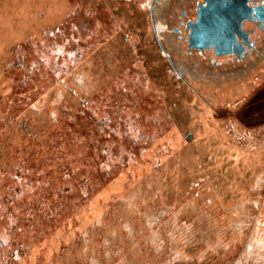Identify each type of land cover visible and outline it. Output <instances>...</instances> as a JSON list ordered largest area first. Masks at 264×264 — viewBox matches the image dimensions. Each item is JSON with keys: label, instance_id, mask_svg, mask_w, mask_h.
Here are the masks:
<instances>
[{"label": "rangeland", "instance_id": "1", "mask_svg": "<svg viewBox=\"0 0 264 264\" xmlns=\"http://www.w3.org/2000/svg\"><path fill=\"white\" fill-rule=\"evenodd\" d=\"M57 3L10 0L12 10L22 7L23 26H12L6 14L10 32L0 33L8 48L21 46L29 53L32 45L38 54L26 62L32 63L33 76L12 70L14 76L4 82L16 78L20 86L2 92L6 123L0 135L14 121L26 127L21 137L32 149L27 163L33 177L38 174L23 193L8 167L9 154L6 162L1 158L8 173L0 172V241L14 235L20 254L12 255L14 243L0 244V264H264V63L240 91L224 86L212 103L191 91L175 105V93H167L164 105L158 92L155 98L141 94L140 109L133 113L124 106L120 115L129 121H122L119 109L104 106L105 97L116 94L110 73L122 68L114 52L118 42H109L107 28L98 26L109 18L94 17V0H82L74 18L59 23L53 40L50 25L45 40L28 41L31 20L37 16L40 26L47 13L56 18ZM41 6L44 12L33 16L31 10ZM62 17L61 12L57 18ZM73 34L80 41L67 38ZM83 50L84 55H73ZM5 71L0 69V78ZM79 74L83 89L73 87ZM101 81L103 90L97 86ZM69 88L76 90V99ZM162 105L166 117L174 110L175 118H183H177L180 133L174 139L158 129L160 122L153 123ZM107 117L112 121L101 124ZM33 135L38 142L50 136L48 144ZM1 143L14 146L0 136ZM16 148L8 152L17 164L26 157ZM15 197L19 206L13 205ZM14 220L18 225L11 229Z\"/></svg>", "mask_w": 264, "mask_h": 264}, {"label": "flooded vegetation", "instance_id": "2", "mask_svg": "<svg viewBox=\"0 0 264 264\" xmlns=\"http://www.w3.org/2000/svg\"><path fill=\"white\" fill-rule=\"evenodd\" d=\"M77 1L76 5H70V0H57V5L54 9H51L58 13L57 17H60L62 12L63 17L61 19L55 18L53 15L47 13L45 16L49 18H44V24H40V26H38L40 21L37 19V16V18L35 17V21L31 20L30 30L32 35L29 36L28 41L32 44L35 39L45 40L43 39L46 37L44 34L47 27L50 25L52 26V31L49 33V37L53 40L54 33L57 31L56 28H58L59 23L64 26L66 22L75 17L76 12L78 13L82 0ZM9 2L10 0H0V33L3 32L4 35L10 32V30L7 29L6 14L11 15L8 21L16 28H18V26H23V23L20 22L22 21V16H25L21 6L12 10L10 4H8ZM204 4L205 0H94V6L91 7L94 12V17L101 18V16H106L109 18L107 24L105 23L106 27L99 23L98 26L100 29L107 28L106 32L110 35L109 42H118L115 49L116 51L114 52L117 59L120 61L119 66L122 68V70L117 73H110L111 79L116 81L114 85L116 94L114 95L113 92L111 95L105 97L107 103H105L103 99L99 101L104 102V106L112 112H114L115 109H119L117 112L119 118L127 122L129 118L121 116L125 109L124 106L129 107L131 110L133 109V113L137 112L136 110L140 109L138 106L139 102H143L141 94L155 98V93L158 92V99H160L164 105L168 96L167 93H175L173 96L169 95L173 98L175 105L178 104L179 98L187 95V91L196 92L199 96H204L210 103L213 102L216 92L225 91L226 88H224V86L232 88L231 91L233 92L240 91L244 83L256 73L264 63V0H246V11L243 15L245 18L241 22L239 33L234 36V46L230 47L229 50H231V52L223 55H217L213 48L198 50L190 47L189 25L196 20L197 11ZM74 5L75 7L72 9ZM28 9H30V7ZM44 10L45 7L40 9L38 7L31 10V12L34 14L33 16H35L37 13L39 15V12H44ZM37 22L39 23L37 24ZM71 24L73 25V23ZM40 27L43 28L40 29ZM26 32H28V30ZM75 35H69L67 38L74 39ZM6 36L8 37V34ZM79 37L80 35L77 34L76 38L80 41ZM67 38L65 41H68ZM76 38L73 40L74 42H77ZM0 42L3 44L0 47V69L2 70L4 67V70H6L2 73L0 78L1 127L2 123H6L4 109L7 101L2 95V92L7 90L6 88L8 86H20L16 78H11L10 81L12 84L8 85V83H5L7 82V77L11 75L14 76L12 70L20 71L21 69L27 72L29 76H33L35 72L33 65L32 63L27 65L26 62H28L27 60L30 58V54L34 53L35 55L37 52L33 50L34 46L31 44L32 50L29 53H23L21 46L16 47L15 45L14 47L8 48L7 39H1L0 37ZM35 48L37 47L35 46ZM84 53L85 50L73 55H78L80 57L82 54L84 55ZM13 54L14 59L8 60ZM45 54L54 55V53L50 51L45 52ZM109 61L112 63L110 59ZM64 71L67 73L66 70ZM77 76L78 78H76ZM77 76L75 77L77 83L73 84V87L75 86V88L79 87L83 89L84 77L82 74ZM97 86L103 90L104 83L101 81ZM69 90L75 96L76 90L74 88H69ZM190 97L188 99H190ZM74 99H76V96ZM85 101L86 100H83V102ZM163 105L156 109L152 120L155 124H159L160 122L162 125H160L158 129L162 131L167 130L169 137H171L170 139H174L173 134L177 132L180 133L177 127V123L179 122L177 118L180 120L183 118H180V115H176L177 118H175L173 112L176 111L174 110H171L172 117H166L169 113L166 111V108L162 109ZM157 114H160L159 117H162L163 122L159 121L160 119L157 118ZM143 115L144 120L150 119L147 118L149 116L147 113H143ZM139 117L140 115L136 118ZM34 118L36 120L38 119L36 117ZM108 118L109 117L106 119L104 118L101 120L102 122L99 121L98 123L101 122V124H106L107 122H111L112 120H108ZM166 118L171 120L170 124H166ZM18 124L20 128L17 127ZM6 126H8L9 133L6 131L0 135L1 139L10 140L14 143V148L19 146L20 153L24 154L26 158L19 159L20 161L17 164L13 163L10 159L11 153H9L13 151V147H9V149L6 145L1 143L0 161L2 162L1 158L5 161V159L9 157L7 163H11V165H8V167L14 169L19 183L22 187L24 186L21 191L26 193L28 192L26 186L29 185V183L32 184L30 180L36 182V176L38 174V172L34 171L36 176L33 177L32 167L27 163V157L32 153L29 152V150L31 151L32 149L27 142V144L23 143L21 137V127H24L23 131L26 127L23 126L21 122L18 123L17 121ZM23 131L22 133L25 134L26 131ZM49 139L50 136L45 135L42 139L39 138L38 142V137H33V140L41 144L42 142L48 144ZM9 144L12 146L11 143ZM16 149L15 151L18 152ZM104 151L106 152V150ZM7 154H9V156ZM105 156V158L111 157L108 151ZM4 161L2 162L3 164L0 163V172H2V174L8 173V168H5L6 165ZM43 188L48 187L43 186ZM49 190L51 189L49 188ZM80 193H83L82 190H80ZM16 196L18 197L20 195ZM17 197L14 198L15 200L13 199V205L15 206H19L20 203ZM17 225L15 220L14 222H9V227L11 229L17 228ZM8 234L10 235V240L9 238L8 240L4 238L5 244L2 240L0 244L4 247L7 244L14 243L12 245L14 249L12 255L17 258V254H20V252H18L15 237L14 235L11 237L10 233ZM25 235V238L28 237L30 241L34 242L32 237L28 236L29 233H25Z\"/></svg>", "mask_w": 264, "mask_h": 264}, {"label": "water", "instance_id": "3", "mask_svg": "<svg viewBox=\"0 0 264 264\" xmlns=\"http://www.w3.org/2000/svg\"><path fill=\"white\" fill-rule=\"evenodd\" d=\"M246 0H205L197 18L189 25L190 47L198 50L213 48L217 55L228 54L234 46L245 18Z\"/></svg>", "mask_w": 264, "mask_h": 264}, {"label": "bare ground", "instance_id": "4", "mask_svg": "<svg viewBox=\"0 0 264 264\" xmlns=\"http://www.w3.org/2000/svg\"><path fill=\"white\" fill-rule=\"evenodd\" d=\"M235 169H237V168L235 167ZM235 171H236V170H235ZM241 172H242V171H241ZM220 174H221V173H220ZM221 175H222V174H221ZM223 175H224V174H223ZM224 176H225V175H224ZM230 184H231V183H230ZM231 191H232V190H231ZM240 197H241V196H240ZM216 200H217V199H216ZM233 205H234V204H233ZM233 205H232V206H233ZM241 208H242V207H241ZM229 210H230V209H229ZM226 211H227V210H226ZM242 211H243V210H242ZM244 212H245V211H244ZM205 213H206V212H205ZM207 214H208V213H207ZM231 214H232V213H231ZM208 215H209V214H208ZM240 216H241V215H240ZM195 218H196V217H195ZM210 218H211V217H210ZM233 218H234V217H233ZM192 220H193V219H192ZM200 220H201V219H200ZM228 220H229V219H228ZM207 221H208V220H207ZM225 221H226V220H225ZM175 222H176V221H175ZM227 222H228V221H227ZM227 222H226L225 224H229V223H227ZM234 222H235V221H234ZM177 223H178V222H177ZM211 223H212V222H211ZM205 226H206V225H205ZM172 227H173V226H172ZM190 227H191V226H190ZM243 227H244V226H243ZM205 229H206V228H205ZM232 229H233V228H232ZM177 230H178V229H177ZM177 230H176V231H177ZM188 230H189V229H188ZM203 230H204V229H203ZM214 230H215V229H214ZM214 230H213V232H214V233H217V231L215 232ZM217 230H218V229H217ZM235 230H236V229H235ZM178 232H179V231H178ZM183 232H185V231H183ZM214 233H213V234H214ZM235 233H236V232H235ZM181 234H182V233H181ZM188 234H189V233H188ZM182 237H183V236H182ZM186 238H187V237H186ZM200 240H201V238H200ZM220 240L222 241V239H220ZM254 240H255V239H254ZM184 241H185V240H184ZM237 241H238V240H237ZM176 243H177V242H176ZM178 243H179V242H178ZM196 243H197V242H196ZM198 243H199V242H198ZM211 243H212V242H211ZM208 244H209V243H208ZM208 244H207V245H208ZM237 244H239V243H237ZM190 245H191V244H190ZM208 246H209V245H208ZM211 246H213V245H211ZM188 247H189V246H188ZM206 247H207V246H206ZM206 247H205V248H206ZM214 247H215V246H214ZM203 248H204V246H203ZM205 248H204V249H205ZM183 249H184V248H183ZM211 249H212V248H211ZM214 249H215V248H214ZM234 250H235V249H234ZM200 251H201V250H200ZM212 251H213V250H212ZM178 252H179V251H178ZM232 252H233V251H232ZM201 253H202V252H201ZM179 255H180V253H179ZM201 256H202V255H201ZM185 257H186V256H185ZM224 257H225V256H224ZM190 258H191V257H190ZM190 258H189V259H190ZM202 262H203V261H202ZM218 262H219V261H218ZM215 263H216V262H215Z\"/></svg>", "mask_w": 264, "mask_h": 264}, {"label": "trees", "instance_id": "5", "mask_svg": "<svg viewBox=\"0 0 264 264\" xmlns=\"http://www.w3.org/2000/svg\"><path fill=\"white\" fill-rule=\"evenodd\" d=\"M104 170L106 171V169L104 168Z\"/></svg>", "mask_w": 264, "mask_h": 264}]
</instances>
